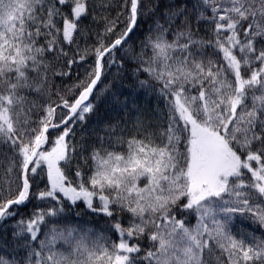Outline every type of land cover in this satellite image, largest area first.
<instances>
[{"label": "snow or ice", "instance_id": "snow-or-ice-1", "mask_svg": "<svg viewBox=\"0 0 264 264\" xmlns=\"http://www.w3.org/2000/svg\"><path fill=\"white\" fill-rule=\"evenodd\" d=\"M158 7L121 0L115 17L92 15L103 22L94 30L81 26L88 0H0V146L11 153L0 161V222L33 199L50 202L15 224L24 258L0 255V264H264V0H172L163 23ZM89 59L64 94L55 78ZM125 59L138 88L164 102L166 124L149 132L138 119L128 137L105 125L70 179V125L86 121L102 76ZM77 202L109 218L116 238L101 232L89 244L50 224ZM237 219L255 227L233 231Z\"/></svg>", "mask_w": 264, "mask_h": 264}, {"label": "trees", "instance_id": "trees-1", "mask_svg": "<svg viewBox=\"0 0 264 264\" xmlns=\"http://www.w3.org/2000/svg\"><path fill=\"white\" fill-rule=\"evenodd\" d=\"M109 2L112 7L108 8L107 11L100 7L101 4H107ZM171 2L172 0H158L159 7L156 9L158 18H160L161 13L168 8ZM120 3L121 0H88L90 14L83 19L81 26L90 27L94 30H102L103 22L94 23L92 15L95 14L97 17L108 15L111 19L115 17L117 11H120ZM63 10L66 12L69 11L67 7ZM152 24L151 17L141 21L137 29V37L135 38L138 51L140 39H143L144 35L148 32V27ZM94 42L95 39L91 36L87 40L88 44H93ZM80 44L83 46L85 41L83 39L80 40ZM151 54V49H146L145 59L151 56ZM91 64L92 60L89 59L87 63L81 62L79 65H74L75 71L70 77H57L54 80V84L60 86L61 91L67 95V88L76 82L77 72L80 78L83 79L85 69L89 68ZM56 67L59 68L60 65ZM135 67V64L129 63L125 59L123 67L113 66L110 70H106L95 89L94 95L90 98L95 105V110L88 115L85 122H77L74 125H70L72 132L69 138L71 144L75 145L77 149L75 159L71 163L72 172L69 173L70 179H74L73 173L77 165L82 169L85 168L84 158L88 157L94 146H98V136L106 135L104 131L105 125L116 126L115 135L122 133L125 137H128L136 133L137 129L134 125L138 119L144 121L143 130L149 132H155L162 124H166L164 102L155 93L138 88L137 77L133 74ZM118 68L119 76H117ZM139 79H148V76L146 73H142L139 75ZM109 84H111V88L105 92L104 89ZM76 94L78 95V93ZM29 99L36 100L40 104L46 103L44 99L35 94H30ZM53 99L58 102L55 96H53ZM10 155L11 153L6 147L0 146V161L5 166L7 165V156ZM88 163L91 164V161H88ZM40 187L43 188L44 184L41 183ZM95 203L98 205L99 202L96 201ZM48 206H50V202L33 199L26 207H21L18 210V215L15 218L0 222V255H4L8 259L24 258V251H17L15 248V241L12 235L13 231L16 230L15 224L21 218L25 220L29 219V214L34 208H45ZM129 219L130 217L127 214L121 217L122 223L125 226ZM108 220L109 218L105 217L102 213L94 212L87 208L84 203L77 202L76 205H70V207L66 208L59 217L50 220V224L55 223L61 228L70 227L76 229L75 235L77 238L82 234H87V242L91 244V240L101 232H105L113 239L116 238L114 233L106 231L105 226ZM188 220L190 223H195V217L192 215L188 216ZM241 225L245 228L255 227L249 225L246 221L237 219L233 224V231ZM256 234L260 235V232L257 231ZM40 238L43 239V236L41 235ZM140 243L143 249H147L150 244L147 238L140 241ZM34 246H36L35 242ZM57 247L63 249V242L58 241ZM141 255H143V252Z\"/></svg>", "mask_w": 264, "mask_h": 264}, {"label": "rangeland", "instance_id": "rangeland-1", "mask_svg": "<svg viewBox=\"0 0 264 264\" xmlns=\"http://www.w3.org/2000/svg\"><path fill=\"white\" fill-rule=\"evenodd\" d=\"M177 2H179V0H177ZM163 13H164V12L161 13V16H160V18H159L160 21H161V23L164 22ZM157 18H158V16H157ZM151 19H152V21H153V18H152V17H151ZM205 27H206V26L203 25V24L200 25V35H201V36H206V35H207L206 32L204 31ZM148 28H149V27H148ZM148 28H147V29H148ZM169 39H170V37H169ZM209 51H211V50L209 49ZM68 139H69V142L71 143L70 138H68Z\"/></svg>", "mask_w": 264, "mask_h": 264}]
</instances>
